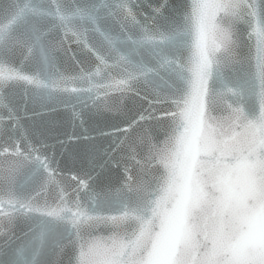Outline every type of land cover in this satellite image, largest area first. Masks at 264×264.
Masks as SVG:
<instances>
[{"label": "snow or ice", "instance_id": "6c2138e0", "mask_svg": "<svg viewBox=\"0 0 264 264\" xmlns=\"http://www.w3.org/2000/svg\"><path fill=\"white\" fill-rule=\"evenodd\" d=\"M0 264H264V0H0Z\"/></svg>", "mask_w": 264, "mask_h": 264}]
</instances>
